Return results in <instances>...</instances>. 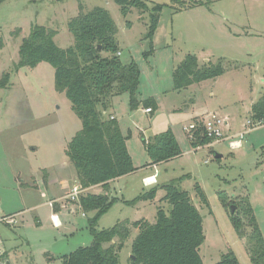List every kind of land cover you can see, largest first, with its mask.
<instances>
[{
	"label": "rangeland",
	"instance_id": "374dc122",
	"mask_svg": "<svg viewBox=\"0 0 264 264\" xmlns=\"http://www.w3.org/2000/svg\"><path fill=\"white\" fill-rule=\"evenodd\" d=\"M144 1L148 11L141 13L133 7L125 16L113 0H3L0 3V78L9 73L8 84L0 87V216L25 209L21 216H10L13 220L9 225L0 223V247L8 250L10 264H61L64 255L92 241L86 227L88 216L78 205V198L63 201L72 211L57 214L63 225L55 227L50 219L53 207L40 195L44 192L52 197L53 192H60L59 197H63L65 192L59 189L61 181L66 182L64 186L69 191L73 182L79 184L65 148L81 122L64 93L55 90L54 69L50 64L42 61L33 68L16 67L20 40L34 24L53 29L59 47L73 44L67 24L77 15L79 2L85 12L94 7L109 12L117 26L115 39L121 61L135 60L141 73L140 97H154L160 105L153 113H146L142 104L130 109L128 94H124L125 100L118 99L115 113L122 134L127 136L133 165H139L147 173L153 172V168L144 166L149 158L141 135L148 140L169 125L175 126L182 153L158 165L157 185L177 183L197 207L203 218L205 238L199 247L203 264L219 261L229 250L239 264H251L245 240L238 238L228 217L230 206L235 211L236 203L224 207L218 192H225L230 200L247 196L264 237V123L251 126L248 114L251 104L264 91V0H209L206 5L179 11L172 8L170 0ZM155 4L164 6L152 39L153 51L144 59L143 53L149 49L145 34ZM186 54H194L199 65L215 63L221 58L224 72L216 78L174 90L172 71ZM102 55L108 54L102 52ZM212 112L226 119L227 124L221 125L222 136L195 151L182 124L188 125ZM230 141H238L239 145L231 147ZM215 154L221 157L217 160ZM142 174L118 182L122 199L131 200L139 193ZM52 178L56 181L49 186ZM23 182L31 187L25 189ZM196 183L204 191L207 205L200 202ZM89 193L100 194L101 189L94 188ZM163 195L164 191L158 189L155 199L145 201L138 211L134 205L142 200L125 205L120 199L101 216L97 228L110 227L125 219L152 222L157 206L168 208L161 200ZM51 203L58 206L56 201ZM71 227L74 229L67 231ZM136 232L131 229L120 250V264H129ZM0 258L3 264L5 257Z\"/></svg>",
	"mask_w": 264,
	"mask_h": 264
},
{
	"label": "trees",
	"instance_id": "16d2710c",
	"mask_svg": "<svg viewBox=\"0 0 264 264\" xmlns=\"http://www.w3.org/2000/svg\"><path fill=\"white\" fill-rule=\"evenodd\" d=\"M113 1L123 16L133 7L141 13L149 10L144 0ZM208 3L209 0H170L172 8L178 11ZM163 6L155 4L151 7L145 34L149 49L143 53L144 59L153 51L152 39ZM78 8L77 15L67 24L73 36L71 46L59 47L55 43L53 29L34 24L28 35L20 40L16 67L33 68L42 61L53 67L55 90L64 93L71 110L81 122L80 129L66 144L65 155L82 188L93 185L107 187L109 181L138 169L133 165L127 149V136L122 134L117 119L108 113L112 98L128 93L130 109L142 104L154 111L157 105L153 97L139 99L138 65L135 60L128 63L121 61L115 39L117 26L109 12L102 7L85 12L80 2ZM102 52L108 55L103 56ZM223 72L221 58L215 63L208 61L199 65L194 54H186L172 71L173 89H185L194 83L216 78ZM8 81L9 73L5 72L0 78V87L6 86ZM248 114L251 126L264 123V91L251 104ZM141 138L149 158L147 165L169 161L182 153L170 128L148 140L143 135ZM188 140L191 148H197L210 144L214 138L207 136L200 124ZM43 184L47 186L46 178H43ZM158 189L164 191L161 200L168 204V208L157 206L154 221L137 219L131 222L125 219L105 228H97L98 220L117 201L116 198L103 193L81 194L78 205L83 212L91 213L87 217V225L92 241L64 255L61 264H120L119 252L132 228L137 232L131 242L130 254L134 258H129V264H203L199 255V247L205 238L203 218L186 190L180 189L175 182H167L154 185L131 200L122 201L126 205L141 200L151 201ZM195 190L200 202L207 205V197L197 183ZM218 197L224 207L236 203V210L228 214L231 225L238 238L245 240V250L251 264H264V237L248 197L230 200L223 191L218 192ZM213 264H239V261L229 250Z\"/></svg>",
	"mask_w": 264,
	"mask_h": 264
},
{
	"label": "crops",
	"instance_id": "0c3cea01",
	"mask_svg": "<svg viewBox=\"0 0 264 264\" xmlns=\"http://www.w3.org/2000/svg\"><path fill=\"white\" fill-rule=\"evenodd\" d=\"M121 55V52H119V56ZM140 75H141V73H140ZM140 84V83H139ZM124 94H128V93H123V94H121L120 96H117V97H113V99H112V108H111V110H109L108 111V113L110 114V116H112V117H115L116 119H117V121H118V124H119V126L121 127V125H120V121H119V118L117 117V115H116V113H115V108H117V104H118V101H120V100H118V99H123V100H125L124 99ZM150 97V96H149ZM147 98V97H146ZM154 98V97H153ZM139 99H145V98H141L140 97V89H139ZM155 99V98H154ZM122 101V100H121ZM155 101H156V105H157V108L160 106L159 105V103H157V100L155 99ZM145 108V107H144ZM156 108V109H157ZM155 109V110H156ZM250 110V109H249ZM154 111H151V112H149V113H153ZM249 112V111H248ZM198 115H200V114H198ZM197 116V115H196ZM195 116V117H196ZM205 116V114L204 115H202L201 117H204ZM184 126H186V125H184V124H182V130H183V127ZM175 127V126H174ZM173 127V125H169V127L168 128H170L171 130H172V132L174 133V135H175V137H176V140H177V142L179 143V140H178V135H177V131L175 130V128ZM166 130V129H165ZM184 131V130H183ZM185 133H186V131H184ZM187 134V133H186ZM144 136V135H143ZM145 137V136H144ZM146 138V137H145ZM200 147H202V146H200ZM193 150H198L199 149V147H197V148H192ZM172 160V159H171ZM170 161V160H169ZM168 162V161H167ZM147 163L148 162H145V164H144V166L145 167H149V168H153L154 170H153V172H150V173H147V172H145L146 170L144 169V168H138L139 167V165L138 166H136V165H134L135 167H137L138 169L136 170V171H134L133 173H130V174H127V175H124V176H121V177H118V178H115V179H113V180H111V181H109V183H108V186L107 187H103L102 185H93V186H90V187H86V188H84V192L85 193H87V192H89V191H91L92 189H94V188H99V189H101V193H103V194H106V195H108L110 198H116V200L117 201H119L120 199L122 200V198L124 197V195H123V193H121L122 192V187L121 186H119L118 185V182L121 180V179H126L127 177H130V176H132V175H134V174H137V173H141V172H143V174H142V176H141V182H142V187H141V189H140V191H139V193H142V192H144L145 190H147V189H149L150 187H152V186H154V185H157L158 184V181H157V176H158V170H157V167H158V165L160 164H156V165H149V166H146L147 165ZM134 164V163H133ZM144 179H148L147 181L146 180H144ZM56 181V178L54 179V178H52L50 181H49V186L52 184V183H54ZM23 183H25V184H27L26 182H23ZM65 183L66 182H64V181H61L60 182V186H59V189H61V190H63L65 193H64V195H63V197H59V195L61 194L60 192L59 193H55L54 194V192H53V194H52V197L51 196H49L48 197V195H46L44 192H41L40 193V195H41V197H43V198H47V200H46V202L45 203H47L48 205H50V206H52L53 207V212H52V214L50 215V219H51V221H52V223H53V225L55 226V227H60V226H62L63 225V220H60V218L58 217V215L57 214H64V212L65 211H69V212H71L72 211V209L71 208H68L67 207V205L63 202L67 197H66V195H67V191H68V189H66V186H64L65 185ZM74 184H77V183H75V182H73V185ZM68 185V184H67ZM15 186V185H14ZM20 186V185H19ZM28 187H31V186H25V189L26 188H28ZM47 187V186H46ZM65 187V188H64ZM118 188V190H116ZM64 189H66V190H64ZM46 191H47V188H46ZM87 191V192H86ZM47 192H49V191H47ZM138 193V194H139ZM49 194V193H48ZM137 194V195H138ZM50 195V194H49ZM136 195V196H137ZM155 199V198H154ZM153 199V200H154ZM67 200V199H66ZM123 200H125V199H123ZM127 200V199H126ZM52 201H56V202H58V206H56V207H54L53 205H52ZM123 202V201H122ZM146 202H148V201H146ZM124 203V202H123ZM125 204V203H124ZM123 204V205H124ZM145 204V201H141V202H138V203H136V205H134L136 208H137V211H138V209L139 208H141L142 207V205H144ZM126 205V204H125ZM78 206V205H77ZM35 207V206H34ZM112 207V206H111ZM110 207V208H111ZM109 208V209H110ZM28 209V208H27ZM109 209H108V211H109ZM107 211V212H108ZM25 212V209H20V210H18V211H13L12 213H7V214H4V215H1L0 216V223H5L6 225H9V223L8 222H10L11 220H13V218L12 217H15V215L17 214L18 216H21L23 213ZM107 212H105L104 214H106ZM103 214V215H104ZM86 215L87 216H89V215H91V213H86ZM102 215V216H103ZM10 216H12V217H10ZM101 218V217H100ZM3 219H4V221H3ZM7 219V220H6ZM40 219V218H39ZM37 220H38V218H37ZM137 220V219H136ZM39 221H41V220H39ZM131 222L132 221H135V219H133V220H130ZM87 222V221H86ZM86 227L88 228V225L86 224ZM105 228V227H104ZM74 229V227H71V229H69V230H67V231H72ZM4 256L5 258H4V261H3V264H10V260H9V253H8V250H6L5 248H1L0 247V257L1 256ZM1 259V258H0ZM9 261V262H7L6 263V261Z\"/></svg>",
	"mask_w": 264,
	"mask_h": 264
},
{
	"label": "built area",
	"instance_id": "2783aa9c",
	"mask_svg": "<svg viewBox=\"0 0 264 264\" xmlns=\"http://www.w3.org/2000/svg\"><path fill=\"white\" fill-rule=\"evenodd\" d=\"M144 111L146 113L151 112L150 107L144 108ZM202 124L203 132L210 137L214 138L215 140H219V138L222 136L221 133V125H226V119L219 117L217 113H210L209 116L200 117L199 119H196L194 122L189 123L188 125L183 127V130L186 131L187 137L191 138L193 136L194 130L197 128L198 125ZM239 145L238 141H230L231 147H237ZM148 180V179H144ZM69 193H67L66 197L70 200H76L79 198L81 194H84V188L80 186V184H74L70 188Z\"/></svg>",
	"mask_w": 264,
	"mask_h": 264
},
{
	"label": "water",
	"instance_id": "95a60500",
	"mask_svg": "<svg viewBox=\"0 0 264 264\" xmlns=\"http://www.w3.org/2000/svg\"><path fill=\"white\" fill-rule=\"evenodd\" d=\"M219 157H221V154H215V158H219ZM234 209H235V207L234 206H230V213H233L234 212ZM130 258H134V256L131 254L130 255Z\"/></svg>",
	"mask_w": 264,
	"mask_h": 264
}]
</instances>
